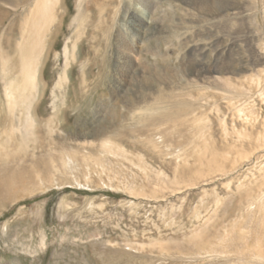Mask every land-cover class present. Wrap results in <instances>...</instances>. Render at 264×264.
Returning a JSON list of instances; mask_svg holds the SVG:
<instances>
[{
  "label": "rangeland",
  "instance_id": "1",
  "mask_svg": "<svg viewBox=\"0 0 264 264\" xmlns=\"http://www.w3.org/2000/svg\"><path fill=\"white\" fill-rule=\"evenodd\" d=\"M53 1L16 119L0 0V264H264V0Z\"/></svg>",
  "mask_w": 264,
  "mask_h": 264
},
{
  "label": "bare ground",
  "instance_id": "2",
  "mask_svg": "<svg viewBox=\"0 0 264 264\" xmlns=\"http://www.w3.org/2000/svg\"><path fill=\"white\" fill-rule=\"evenodd\" d=\"M54 3H55V1H53V0H37V2L35 4V8L37 10V13L35 15H33L32 18H29V21L31 20L32 23L27 24V22H26L25 24H23V27L21 28L22 40H20V43L18 45V52H19L18 54L21 55V60L19 59L20 60V62H19L20 67L18 68L19 70H18V73L16 75L17 79H11L9 81H5V84H4L5 95L7 98L6 101L10 106H12V108H13L12 110H14V112L13 111L12 112H13L15 117H16V114H15L16 113V111H15L16 107L21 105V104L23 106V104H24L25 109L28 110L30 107L29 104L31 102L32 96H34V91L36 89L35 88L36 85L34 82L36 72H35L34 66L30 67V64L32 63L31 62V60L33 59L32 57H34L36 55L35 53L37 52L38 46L36 44L34 45L33 40H36V38H37V35H35V34H37L36 31L39 30L38 24L41 23V21H44L45 24L49 23V21L51 19V13L53 10ZM201 3H203V2H201ZM207 5H208V3H207ZM262 7L264 8L263 5H262ZM238 10H239V8H238ZM249 10H250V8H249ZM224 12L226 13V11H224ZM135 15H136V13H135ZM246 15H247V18L250 20L251 14L247 12ZM134 17H135L137 29L142 28L144 26V23H145V20H143V17H141L139 15H136ZM41 24H39V25H41ZM34 27H35L36 31L34 30ZM261 34L264 37V19H263L262 26H261ZM31 35H35V36L32 38ZM252 38H253V28L251 27V25L249 23L246 26V33L244 34V39L249 41ZM4 49L2 48V51ZM31 52H32V54H29ZM2 55L4 56V55H6V53L3 51ZM211 77H212V79H214L213 81H216L215 79L219 78L215 75L211 76ZM26 91H28V92H26ZM19 110L22 111V109H19ZM17 118H19V116L16 117V119ZM26 120H29V119L27 118Z\"/></svg>",
  "mask_w": 264,
  "mask_h": 264
}]
</instances>
